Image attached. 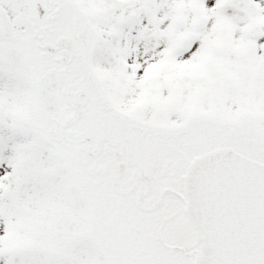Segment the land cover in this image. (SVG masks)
I'll return each mask as SVG.
<instances>
[{
    "label": "snow or ice",
    "instance_id": "6c2138e0",
    "mask_svg": "<svg viewBox=\"0 0 264 264\" xmlns=\"http://www.w3.org/2000/svg\"><path fill=\"white\" fill-rule=\"evenodd\" d=\"M0 264H264V0H0Z\"/></svg>",
    "mask_w": 264,
    "mask_h": 264
}]
</instances>
